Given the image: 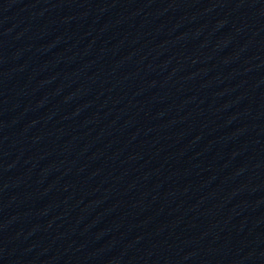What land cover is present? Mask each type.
Returning a JSON list of instances; mask_svg holds the SVG:
<instances>
[{
    "label": "water",
    "instance_id": "95a60500",
    "mask_svg": "<svg viewBox=\"0 0 264 264\" xmlns=\"http://www.w3.org/2000/svg\"><path fill=\"white\" fill-rule=\"evenodd\" d=\"M0 264H124L76 243L0 220Z\"/></svg>",
    "mask_w": 264,
    "mask_h": 264
}]
</instances>
